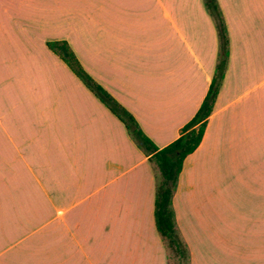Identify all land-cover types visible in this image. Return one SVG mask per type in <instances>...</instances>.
<instances>
[{
  "label": "crops",
  "instance_id": "1",
  "mask_svg": "<svg viewBox=\"0 0 264 264\" xmlns=\"http://www.w3.org/2000/svg\"><path fill=\"white\" fill-rule=\"evenodd\" d=\"M218 1L228 68L177 181V234L188 264H264V0ZM55 41L162 148L213 80L204 0H0V264H170L155 165Z\"/></svg>",
  "mask_w": 264,
  "mask_h": 264
},
{
  "label": "trees",
  "instance_id": "2",
  "mask_svg": "<svg viewBox=\"0 0 264 264\" xmlns=\"http://www.w3.org/2000/svg\"><path fill=\"white\" fill-rule=\"evenodd\" d=\"M212 16L219 38V55L213 80L202 105L194 117L183 127L181 135L169 145L159 148L142 130L136 118L99 84L81 65L67 41L50 42L49 46L59 53L72 70L128 127L131 136L149 155L157 170L155 218L159 232L170 250L179 254L182 261L189 262L186 244L177 234L173 195L185 158L199 146L208 118L214 110L230 55V38L227 22L218 0H204Z\"/></svg>",
  "mask_w": 264,
  "mask_h": 264
},
{
  "label": "rangeland",
  "instance_id": "3",
  "mask_svg": "<svg viewBox=\"0 0 264 264\" xmlns=\"http://www.w3.org/2000/svg\"><path fill=\"white\" fill-rule=\"evenodd\" d=\"M228 68V66H227ZM227 71V69H226ZM225 75H226V72H225ZM225 79V78H224ZM226 195L225 196H229L227 193H225ZM222 195V193L220 192V196ZM166 243V246H167V242L165 241ZM168 255H169V260H170V264H180L179 262L182 260L180 257H179V254L174 252L173 250H170V248H168ZM182 264H188L186 261H182Z\"/></svg>",
  "mask_w": 264,
  "mask_h": 264
}]
</instances>
